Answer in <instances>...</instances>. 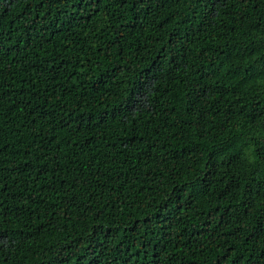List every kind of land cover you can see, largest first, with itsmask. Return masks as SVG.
<instances>
[{"label":"trees","instance_id":"16d2710c","mask_svg":"<svg viewBox=\"0 0 264 264\" xmlns=\"http://www.w3.org/2000/svg\"><path fill=\"white\" fill-rule=\"evenodd\" d=\"M0 264H264V0H0Z\"/></svg>","mask_w":264,"mask_h":264}]
</instances>
